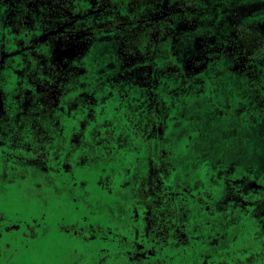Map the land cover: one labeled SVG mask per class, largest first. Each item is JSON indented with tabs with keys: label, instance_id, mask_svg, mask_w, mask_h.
I'll return each instance as SVG.
<instances>
[{
	"label": "rangeland",
	"instance_id": "374dc122",
	"mask_svg": "<svg viewBox=\"0 0 264 264\" xmlns=\"http://www.w3.org/2000/svg\"><path fill=\"white\" fill-rule=\"evenodd\" d=\"M0 238V264H264V0H0Z\"/></svg>",
	"mask_w": 264,
	"mask_h": 264
},
{
	"label": "flooded vegetation",
	"instance_id": "af4514ba",
	"mask_svg": "<svg viewBox=\"0 0 264 264\" xmlns=\"http://www.w3.org/2000/svg\"><path fill=\"white\" fill-rule=\"evenodd\" d=\"M35 59L36 58H34L33 56H32V59L30 60L31 61V63H33V61H35ZM34 64V63H33ZM34 70V68H31V71H33ZM11 168L12 169H26V171H24V173H23V175L27 178H33V177H35L34 175L35 174H37V177H40L41 175H40V173H38L36 170H35V166H26V165H15V164H11L10 166H9V170H11ZM27 168H33V170H27ZM37 169V168H36ZM34 183H35V181H34ZM25 193V192H24ZM11 193H8V195H10ZM3 196V195H2ZM73 231H75L74 229H73ZM1 239V238H0ZM68 245V244H67ZM3 252H5L6 253V255L7 256H9L10 257V255H9V253H8V250H7V248H3Z\"/></svg>",
	"mask_w": 264,
	"mask_h": 264
}]
</instances>
